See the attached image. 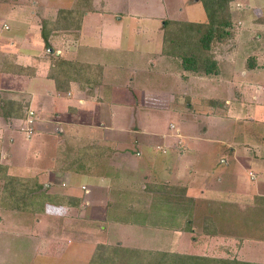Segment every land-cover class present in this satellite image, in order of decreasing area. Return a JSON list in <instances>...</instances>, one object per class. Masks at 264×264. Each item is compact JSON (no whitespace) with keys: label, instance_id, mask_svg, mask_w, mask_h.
Segmentation results:
<instances>
[{"label":"crops","instance_id":"crops-1","mask_svg":"<svg viewBox=\"0 0 264 264\" xmlns=\"http://www.w3.org/2000/svg\"><path fill=\"white\" fill-rule=\"evenodd\" d=\"M35 1L36 3H34ZM34 2L24 4V7L19 9V13H15L13 7L12 12L17 17L16 22L9 20V14L12 12H8V17L4 18L3 24L0 26V164L7 165L9 172L14 175L28 177L38 175L42 182L52 186V191L67 192L72 196L81 198L82 203L80 207L49 205L46 212L39 214L40 217L36 219L35 224L30 217H28L29 219H21V221L14 220L18 224L25 225L28 234L26 236L29 240L22 242L31 244L34 252L37 249L39 253L45 256H53V253L49 251V244L52 241L59 246L58 253L54 254L56 256L66 252L70 243L77 241L91 243L94 249L92 255L98 244L108 243L125 248L171 251L264 263V252H260L259 248L262 246V250H264V242H261L262 245L256 242L254 244L256 249L249 252H246L245 249L240 251L241 256L229 257L225 253H228V249L232 248V241L223 237L224 235L220 231L216 236L211 235V238L204 232L193 236V231L196 230L195 223H191V228H187L186 225V227L178 225L181 215H193L194 219L191 220L193 222L198 215L197 209L194 207L192 209H179V204L175 203L171 204L170 210L166 211L160 205H153L154 193L147 190L148 184H152L156 179L155 183H167L174 181L173 179L178 182L177 180H180L177 178L178 175L184 174L181 170H189L191 166L194 167L202 162L204 160L202 155L204 153L207 155L210 147L208 145L200 146L196 157L192 158L191 155L187 164H184L183 159L185 157L181 156L176 158L174 163H169L172 164V167L171 165L167 166V169H170L169 174L173 175L174 170L178 171L173 175V178L169 177L167 172H163L162 167L160 172L154 175L151 172L152 169L156 168V165L151 162L154 159L149 157L150 163H148L143 157V152L145 153L146 147L150 145L139 140V135H150L153 129L147 124L142 127L141 131H136L125 124L127 117L141 118L144 115L146 119L152 118L159 106L149 104L148 101H153L152 96L156 101H159L158 96L166 98L165 92L157 94L146 88L140 94V99L134 100L136 96L139 98V95L136 92L133 94L131 89L136 88V86L140 87L138 84L140 76L143 80L141 82L144 84H154L156 81L149 79L154 72L158 75L171 73L175 70L178 75H181L182 81L187 80L189 76V80L184 85L187 90L196 86L194 83L196 77L203 80L206 79L205 77H211L210 80H212V76L193 75V73L182 69L179 59L164 55L163 33L159 50L151 49L153 45L158 47V41L153 44L154 42L151 40L147 44L149 47L141 52L125 48L123 51L130 53L129 58L126 57L127 66L123 68V64L113 63L118 64L115 68L110 63L111 53L108 51L112 47L114 39L119 42L131 40L133 46L139 45L136 39L134 41L135 37L133 38L136 33L129 32L128 36L123 32H117V29H121L124 23V21L121 23L122 16L119 17L115 14V19L107 18L106 15H110L108 13H111L112 10L107 5V9L103 8V10L106 9L103 13L100 10V0H70L65 6L54 0H39V2L34 0ZM261 8L264 11V5ZM60 9H76L79 13L81 12V14L76 15V23L80 27L49 31L48 38L45 39L43 23L44 21L53 22ZM116 19L119 21L116 22ZM10 23H16L15 34H1V31L11 27ZM115 29L116 32H114ZM132 30L135 31L134 28ZM148 38L151 39V36ZM44 42L47 43L45 46ZM102 45L105 46L104 51L100 50ZM121 51L116 54L117 57L124 56V52ZM59 54L65 60L82 61L83 63L101 66L100 80L97 82L99 83L98 88L89 92V89H82L79 81H72L68 91H58L55 80L48 75L50 69L54 67L52 65L53 56ZM147 56H154L149 61L157 68L152 70L146 68V65H140V67L139 64L136 65L135 60L139 63L142 59L148 58ZM228 65L227 71L221 65V73L214 75L221 77L218 78L221 86L228 84L233 79L232 74L226 76L225 72L234 71L233 66L235 64L230 63ZM159 68L160 70H158ZM204 85L202 83L198 88L201 89ZM198 88H194L193 91H197ZM183 94L188 96L190 93L184 92ZM195 95L192 93L190 97L196 98ZM207 97L210 98V96ZM6 98L15 101L24 99L23 103L26 101L29 105L27 107L36 110L38 129L33 136L24 135L22 139V131L18 128V123L25 117L26 111L23 110L24 115L18 117L20 112L16 111L17 107H14L9 112L18 116L9 118L5 116L3 100ZM131 131L135 132L134 135L138 136L137 139L132 138L130 142L122 143L120 146H115L114 143L111 145L109 142L102 143V145L106 144L107 146L100 147L101 156L92 158L89 156L86 160L84 158L82 165L80 167L78 165V170L77 168L73 169L74 166L69 167L70 169L67 168V160L61 162L58 160L59 152L68 147L66 143L64 147L60 145L63 140L77 143L84 141L94 144L98 142L97 137L99 136L112 141L115 140V137L129 136ZM201 139L195 140L194 144H197L196 141ZM101 141L103 142V140ZM244 158L246 157H240L238 162L231 165L225 160L224 163L227 165L225 171L231 167L234 169V166L237 165L242 166V161L247 160ZM140 162L145 164V173L139 171ZM166 165L168 163L164 167ZM59 166L63 167L62 169L66 168V170H59ZM97 169L104 171L98 172ZM237 173L239 172L236 169L234 172H229L230 177L222 175L219 178V185L224 184L225 187L220 190L213 187L199 189L192 184L186 187L185 183L180 181L178 183L187 188V196L194 200L207 197L211 199L219 197L218 199L226 198L228 200L229 196L230 198H238L241 194L229 191L230 187H234L232 183L237 184L236 181L241 180L237 177ZM86 175H89L90 179L81 182V185L78 186V177L83 176L85 178ZM59 178L60 181H58ZM141 183L144 187L142 191L141 188L139 189ZM63 187L70 188L64 189ZM80 189L83 190L81 194H79ZM193 190L196 191L195 194L192 192ZM206 191L210 194L207 197H205ZM184 211H186L185 215L183 214ZM17 213L24 214L25 212L15 210V212H9L8 215L5 214V217H13ZM232 214V212L224 210L221 213H212L210 216H229ZM201 215L203 216V214ZM141 216L147 218L158 216L161 217L163 223L160 225L151 221L152 224L148 219L146 221L139 219L142 222L139 223L137 217ZM170 217H175V222L172 224L169 223ZM27 220L32 221V223ZM214 221L216 222V220ZM0 222H2V218H0ZM147 223L151 225L149 228H147ZM225 224L228 226L229 221L227 220ZM137 229H150V237L156 239L155 242L157 240L168 241L153 249L151 244L146 243L149 235L140 234L138 238L134 232H140ZM30 233L33 236H30ZM156 235L158 236L156 237ZM221 236L223 238H220ZM212 238L222 239V241H213ZM0 246H5V244L1 243ZM209 249H211V253L199 252ZM255 252H258L257 256ZM12 261L15 263V258ZM18 261L21 260L18 258Z\"/></svg>","mask_w":264,"mask_h":264},{"label":"rangeland","instance_id":"rangeland-1","mask_svg":"<svg viewBox=\"0 0 264 264\" xmlns=\"http://www.w3.org/2000/svg\"><path fill=\"white\" fill-rule=\"evenodd\" d=\"M54 1H58L65 6L68 5L70 0ZM31 2H34V0H0V26H2L4 18L6 19L8 17V12H12L13 7L15 10L14 12L19 13V9L24 7V4ZM37 2H39V0H37ZM34 3H36V1ZM107 5L113 12L108 13L110 15H106L107 18L112 17L115 19V16L119 15V17L122 16L121 23L124 21L121 29H117V32H123V34L127 35L129 32L136 33L133 35V38L135 37L134 41L136 39V42L139 44L135 47L132 45L133 42L131 43V40L119 42L114 39L115 41L112 42V47H110L108 51L111 53L109 58L111 60L110 63L115 68L118 64H123V68L127 66L126 60L129 58L130 53L124 52L123 50L125 48L141 52L149 47L147 44L149 40H151L154 42L153 44L158 41V47L153 45L151 49L155 51L156 49L159 50L160 39L163 33L162 25L165 20L172 19L200 22L207 19V12L203 0H100V10L103 13L107 9ZM263 5L264 0L232 1V9L235 13L237 24L234 28V35L224 42L218 43L215 47L220 66L222 65L225 67L224 70H228L226 69L229 68L228 64H235V66H233L235 69L234 71L225 72L226 76L228 74L233 75V79H231L228 84H222L221 86L220 80L218 79L221 78L220 76H212V80H210L211 77H205L206 79L203 80L200 79V77H196L197 74L195 76L197 78L196 82H194L196 86L187 90L184 88V85L189 80V76L187 80L182 81L181 75H178L175 70L171 71L172 74L162 73L157 75L154 72L149 78L156 81L154 84H144L141 82L143 80H141L140 76L138 79L140 87L136 86V88L131 89L133 94L136 92V94L138 93L139 95V98L136 96L134 100H139L140 94L143 92V89L146 88L153 90V92L157 94L165 92L166 98L158 96L159 101H156L153 96H150L153 101L149 100L148 103L153 105L157 104L159 106L158 111L152 118L146 119V117L142 115L141 118L127 117L125 121V124L129 126L130 129H135L136 131H141L142 127L147 124L153 129L150 135H139V140L150 145L146 147V152H143V157L148 163H150L148 161L149 157L154 159L151 161L153 165H156V168L151 171L154 175H157L162 167L163 172H167V175L173 178V175L178 171L174 170L173 175L169 174L170 169L168 170L167 166L171 165L172 167V164L169 163H174L176 158L181 156L185 157L183 159L184 164H187L188 158L191 155L192 158H195L198 148L203 145H208V147H210L208 154L205 155L204 153L202 155V159L204 160L194 167L191 166L189 170H181L184 174H182V176H180V174L178 175L177 178L180 179L177 180L178 182L185 183L186 187L192 184L199 189L213 187L220 190L225 187V185H219V178L222 177V175L224 177H230L229 172H234V170L237 169V172H239L237 173V177L241 180L236 181L237 184L231 182L234 187H230L229 191L241 193L238 198H230L229 196L228 200L226 198L218 199L219 197L211 199L207 197L210 194L206 191L205 197L207 198L195 200V205L193 207L197 209L198 212L195 220L192 222L190 216L181 215L179 216L178 222L179 226L186 225L187 228L191 227V223H195L196 230L193 231V236H196L198 234H203L204 230L202 226L204 225L206 216H210L212 213H221L224 210L232 212L233 214L229 216L212 215L211 217L216 220L219 231L224 235L223 237H227V239L232 241V248L228 249L229 252L227 251L228 253L225 254L233 258L241 256V252L244 249L246 252L256 249L254 245L256 242L260 243V245H262L261 242H264V11L261 8ZM104 7L106 9L103 10ZM16 18L13 12L9 14L10 21L16 22ZM118 21L119 20L116 19V22ZM10 26L11 27L8 29L1 31V34L14 35L16 23H10ZM133 28L135 31L132 30ZM114 32H116V29ZM150 36L151 39L148 38ZM45 43L46 42H44V46ZM100 50L104 51L105 46L102 45ZM120 50L124 52V56L117 57L116 54H119L118 52H120ZM53 57L60 58L61 55H54ZM147 57L148 58L139 61V63L135 60L136 65L139 64V67L140 65H146V68H151L152 70L157 68L149 61V59H153L154 56ZM54 58L52 60H54ZM80 63L85 64L82 61ZM113 63L118 64L116 65ZM250 63H252L251 67L249 66ZM158 70H160V68ZM98 71L100 72L99 68ZM98 71L96 72L97 76ZM202 83L205 85L203 88L199 89L198 86ZM196 87L198 90L193 91ZM184 92L190 93L191 95L192 93L196 94V98H191L190 94V96L184 95ZM207 96H210L211 100ZM23 100L24 99L18 101L23 105V110L27 111V106L29 105H27L28 103H26V101L23 103ZM24 105H26L25 109ZM148 107L150 108V106ZM172 124L174 127H171ZM14 127L16 128V125H14ZM37 129L38 127L36 125V131ZM162 132H164L163 135ZM21 133V138L23 139L25 134L24 132ZM134 133V131H131L129 136L115 137V140L112 141L99 136L97 137L99 140L94 143V146H92L91 142L85 143L83 141L77 143L73 141L68 142L67 140L61 141V146L64 147L65 143L68 146L67 168L71 166L77 168L78 165L80 167V165H82V160L84 158L85 160L88 159L89 156H91V158L101 156V148L107 146L106 144L102 145L104 142H109L111 145L114 143L115 146H120L122 143L127 144L132 138L137 139L138 136L134 135ZM197 139L201 140L196 141L197 144H194V141ZM101 140H103V142ZM129 145L132 146V144ZM86 146L90 147V150H88L89 154L87 155V151L84 149V155L80 156V149ZM192 146H194V148H192ZM160 147H162V149H160ZM165 149H167V152H164ZM60 156L61 152H59V157ZM242 156L246 157L244 159H247L242 161L243 167L237 165L234 166V169L231 167L225 171L227 168V165L224 163L225 160L231 165L238 162ZM248 158L252 159L249 160ZM140 163L139 171L145 173V164L143 162ZM167 163L168 165L164 167ZM60 169L62 168L59 167V170ZM97 170L98 172L104 171L103 169ZM251 172L254 174V178L251 176ZM89 179V175H86L85 178L79 176V182L77 181L78 186L81 185V182H86ZM156 180L153 181V184ZM173 180L174 181L163 184L169 186L171 191L175 192L182 184L176 182L175 179ZM58 181H60V178ZM142 186L143 183L139 185L141 191L144 190ZM63 188L68 189L70 187ZM192 192L195 194L196 191L193 190ZM81 193H83V190L80 189L79 194ZM76 194L78 193L76 192ZM165 209L166 211L170 210L167 209V207ZM186 211L183 212L184 215ZM9 212H15V210L12 211L11 209L3 208L0 203V218H2V222H0V244H5V246H0V264H89L94 250L91 243L73 241L70 243L66 252L56 256L54 254L58 253L59 246L56 242L52 241L51 243L49 242V251L53 253V256L42 255L37 249H35L34 252L31 244L22 242L29 240L26 236L28 234L26 233L25 225L18 224V222L14 220L18 219L21 221V219H29L28 217H30L33 220V224H35L36 219L40 217V213L26 211L24 214L17 213L14 214L13 217H5V214L8 215ZM201 214H203V216ZM117 218L119 219L120 217ZM139 219L145 221L148 219L150 222L153 221L160 225L163 223L161 217L158 216L148 218L142 216L137 217V221L142 223ZM193 219L194 218H192V220ZM227 220L229 221L228 226L225 224ZM29 222L32 223V221ZM173 222H175V217H170L169 223L172 224ZM147 224V228H149L151 225L150 223ZM137 230L140 232H134L138 238L140 234L149 235L146 243L151 244L153 249H156L158 246L168 241L157 240L155 242L156 239L154 240L150 237V229ZM30 236L33 235L30 233ZM157 236L158 235H156V237ZM208 237L211 238V235ZM223 237L221 236L220 238ZM212 239L217 242L219 240L222 241V239ZM259 248L260 252H264L262 246ZM120 250H122V253L115 255V257L127 261L125 258H127L129 254H126L123 249ZM148 251L158 253L153 255L154 258H158L160 254V250ZM199 252L211 253V249ZM255 254L257 256L258 252H255ZM13 258H15V263L12 261ZM18 258L21 260L20 262ZM113 259L114 258H108L106 262H111ZM152 263L156 264L154 261H152Z\"/></svg>","mask_w":264,"mask_h":264},{"label":"trees","instance_id":"trees-1","mask_svg":"<svg viewBox=\"0 0 264 264\" xmlns=\"http://www.w3.org/2000/svg\"><path fill=\"white\" fill-rule=\"evenodd\" d=\"M232 1L203 0L207 12L205 21L165 20L162 25L163 54L179 59L182 69L187 72L204 76L219 75L221 66L215 47L218 43L232 37L235 32L234 28L237 25L235 13L232 9ZM77 14H81V12L79 13L76 9H60L53 22L44 21V38H48L49 31L63 28H79L80 25L76 23ZM52 65L54 67L50 69L48 76L55 80V86L58 91H68L72 81H79L82 89H89V92L93 91L99 84L97 82L100 80L101 66L91 63L82 64L77 61L65 60L61 57L54 58ZM249 66L251 67L252 63ZM97 71L98 76L96 75ZM14 107H17L16 111L20 112L19 116L10 114L9 110ZM3 110L8 118L11 116H23V105L9 98L3 100ZM89 148L87 146L81 148L80 156L84 155V149L88 155ZM67 156L68 147L61 151V156L58 158L59 162L67 160ZM61 170H66V168ZM0 181V203L3 208L41 214L46 212L49 205L55 207H80L82 203L81 198L72 196L67 192L52 191V186L42 182L38 175L28 177L11 174L5 164H0ZM147 190L154 193L153 205H160L164 209L166 207L170 209L171 204L175 203L179 204V209H192L195 205V200L187 196V188L182 185L175 192H172L169 186L163 183H152L148 184ZM190 218L192 220L193 215ZM203 230L208 235L216 236L219 234L218 225L211 216L205 217ZM120 249L129 254L125 258L127 261L115 257V255L122 253ZM159 252L158 258H154L153 255L158 253L153 251L125 248L117 244L100 243L96 246L89 264H153L152 261L156 262V264H264L226 257L183 254L171 251ZM108 258L114 259L111 262H106Z\"/></svg>","mask_w":264,"mask_h":264},{"label":"built area","instance_id":"built-area-1","mask_svg":"<svg viewBox=\"0 0 264 264\" xmlns=\"http://www.w3.org/2000/svg\"><path fill=\"white\" fill-rule=\"evenodd\" d=\"M36 125L37 112L32 107H28L26 117L19 122V128L27 137H31L36 133ZM171 127H174V125L172 124ZM160 149H162V147H160ZM164 152H167V149H165ZM251 176L254 178V174L252 172Z\"/></svg>","mask_w":264,"mask_h":264},{"label":"clouds","instance_id":"clouds-1","mask_svg":"<svg viewBox=\"0 0 264 264\" xmlns=\"http://www.w3.org/2000/svg\"><path fill=\"white\" fill-rule=\"evenodd\" d=\"M24 119V118H23ZM22 120V119H21ZM18 127H19V125H18ZM20 129V128H19Z\"/></svg>","mask_w":264,"mask_h":264}]
</instances>
